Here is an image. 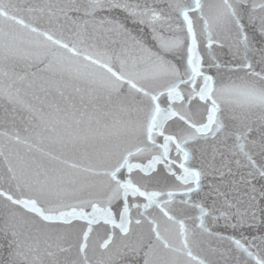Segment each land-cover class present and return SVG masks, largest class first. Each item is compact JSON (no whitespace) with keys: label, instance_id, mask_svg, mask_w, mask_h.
<instances>
[{"label":"snow or ice","instance_id":"snow-or-ice-1","mask_svg":"<svg viewBox=\"0 0 264 264\" xmlns=\"http://www.w3.org/2000/svg\"><path fill=\"white\" fill-rule=\"evenodd\" d=\"M0 264H264V0H0Z\"/></svg>","mask_w":264,"mask_h":264}]
</instances>
